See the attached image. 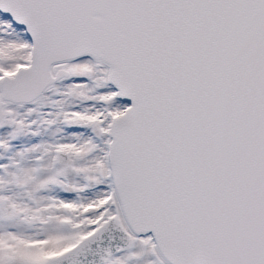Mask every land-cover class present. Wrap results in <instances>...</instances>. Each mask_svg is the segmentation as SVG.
I'll return each instance as SVG.
<instances>
[{
	"label": "snow or ice",
	"instance_id": "obj_1",
	"mask_svg": "<svg viewBox=\"0 0 264 264\" xmlns=\"http://www.w3.org/2000/svg\"><path fill=\"white\" fill-rule=\"evenodd\" d=\"M0 264H264V0H0Z\"/></svg>",
	"mask_w": 264,
	"mask_h": 264
}]
</instances>
